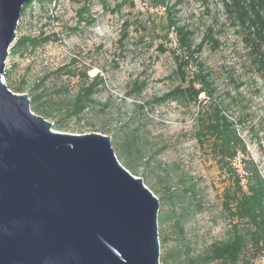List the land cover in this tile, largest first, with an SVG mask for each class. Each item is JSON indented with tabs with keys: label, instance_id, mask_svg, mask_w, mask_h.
Here are the masks:
<instances>
[{
	"label": "rangeland",
	"instance_id": "374dc122",
	"mask_svg": "<svg viewBox=\"0 0 264 264\" xmlns=\"http://www.w3.org/2000/svg\"><path fill=\"white\" fill-rule=\"evenodd\" d=\"M130 2L134 6H130ZM117 5L122 7L114 12ZM166 6L169 12L163 8L154 9L142 0H106V7L98 0H30L28 7L22 9L5 71L10 86H23L21 94L28 97L44 73L65 65L72 72L89 69V80L96 75L102 76L104 86L93 96L100 105L96 109L104 105L103 114H131V125L140 128L142 142L149 150L146 160L131 175L142 182L147 178L158 193L162 189L155 185L154 175L165 179L168 174L167 184L178 191L182 182L192 190L188 195L174 198L172 203L155 195L159 201L158 234L168 238L165 245L159 241L160 253L176 247L182 254L195 256L210 244L229 237L228 220L221 210L223 191L228 183L214 160L192 139L196 107L151 101L177 84L172 76L175 66L171 53L161 54L157 49L161 43L170 49L175 47L174 35L170 33L168 39H164L165 30H161L167 13L178 26L193 32L195 44L209 29L213 30L218 48L212 49L205 43L201 60L215 72L216 78L212 79L217 93L221 95L231 90L242 101L241 112L247 115L243 126L249 132L247 157L263 180L264 79L245 61L240 37L229 28L220 0H166ZM126 23L128 26L124 30ZM124 31L127 38L121 44ZM21 40H33L36 45L20 46ZM225 74L246 83L234 88V84L223 80ZM56 77L47 81L45 93L47 98L63 102L74 95L81 81L78 77L62 74ZM2 80L6 85L5 76ZM134 81L145 83L140 95H129ZM62 85H66V91L57 94ZM29 108L31 111V102ZM64 114L62 108L55 109L52 118L46 120L53 125V132L87 135L101 134L97 128L103 124H113L114 128V120L101 121L96 114H85L80 120L64 119ZM111 147L118 157L112 143ZM148 158L149 164L145 165ZM240 160L238 157L234 161V167L242 174ZM180 178L184 180L181 183ZM176 221H179L183 237L175 226ZM248 259L253 264H264V255L253 251Z\"/></svg>",
	"mask_w": 264,
	"mask_h": 264
},
{
	"label": "water",
	"instance_id": "95a60500",
	"mask_svg": "<svg viewBox=\"0 0 264 264\" xmlns=\"http://www.w3.org/2000/svg\"><path fill=\"white\" fill-rule=\"evenodd\" d=\"M29 1L0 0V264H159V201L110 138L53 132L2 80Z\"/></svg>",
	"mask_w": 264,
	"mask_h": 264
},
{
	"label": "trees",
	"instance_id": "16d2710c",
	"mask_svg": "<svg viewBox=\"0 0 264 264\" xmlns=\"http://www.w3.org/2000/svg\"><path fill=\"white\" fill-rule=\"evenodd\" d=\"M98 1L106 7V0ZM142 1H147L154 9L163 8L169 12L166 0ZM220 1L229 28L240 37L245 61L257 76L264 79V0ZM130 6L134 4L130 2ZM121 7L117 5L114 12H118ZM167 15L166 23L161 30H165L164 39H168L170 33L174 35L175 47L170 49L161 43L157 49L161 54L171 53L175 66L172 76L177 84L151 101L155 104L174 103L181 107L190 105L196 107L192 139L214 160V164L224 174L228 183L223 191L221 210L228 220L229 237L225 241L210 244L195 256L182 254L180 249L170 247L160 253L159 264H253L248 259L251 251L260 256L264 255V180L252 160L247 157L246 136L249 132H246L243 126L247 115L241 112L243 104L235 92L230 90L221 95L217 93L212 79L216 78L215 72L201 60L205 43L210 44L212 49L218 48L213 30L209 29L203 39L195 44L193 32L185 26H178L172 16L169 13ZM127 26L126 23L124 30ZM126 38L127 32L124 31L120 43L122 44ZM18 44L35 47L36 41L21 40ZM88 70L84 68L72 72L69 66L65 65L44 73L29 94L31 111L45 120L51 119L53 111L61 108L66 113L64 119L80 120L85 114H96V118L101 121L114 120V128L113 124H103L101 128H97L98 132L110 136L118 154L116 157L118 162L130 174H134L140 163L149 155L146 144L142 142L140 128L132 127L131 114H103L104 105L96 109L99 104L93 100V96L104 86V81L99 75L89 80ZM4 72L7 88L12 93L21 94L24 87L10 86L9 75ZM60 74L78 77L81 81L74 95L63 102L47 98L44 88L52 76ZM223 80L234 84V88L237 89L246 83L241 78L234 79L229 74H225ZM144 88V82L134 81L129 95H140ZM63 91H66V85L60 86L56 93L61 94ZM137 107L142 109L143 105ZM238 157L241 158L242 174L234 167V161ZM148 164L149 158L145 162V165ZM168 178V174L165 179L158 175L153 176L155 185L162 189L159 193L152 188L147 178L143 184L154 196L159 194L162 201L169 199L171 203L181 194L188 195L192 192L185 187L181 178L179 191L170 187L166 181ZM175 226L179 229V221H176ZM179 233L183 237L181 229ZM158 240L162 245L168 242L166 236L159 234Z\"/></svg>",
	"mask_w": 264,
	"mask_h": 264
}]
</instances>
